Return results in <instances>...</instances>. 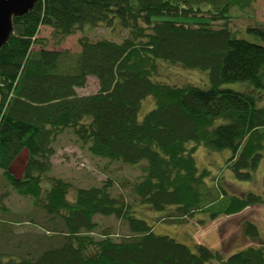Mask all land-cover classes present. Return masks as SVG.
<instances>
[{
	"label": "trees",
	"instance_id": "obj_1",
	"mask_svg": "<svg viewBox=\"0 0 264 264\" xmlns=\"http://www.w3.org/2000/svg\"><path fill=\"white\" fill-rule=\"evenodd\" d=\"M257 1L39 0L14 18L0 52V264H264V239L252 220L243 221L244 234L260 244L225 257L222 235L218 250L197 239L191 248L157 235L136 213L146 205L160 217L156 224L193 223L196 234L220 218L264 209V194L229 193L222 182L234 179L212 177L195 157L201 147L229 150L226 169L256 183L264 159V25L256 21ZM234 19L253 22L246 36L233 30ZM99 27L113 38L91 36ZM43 28L52 30L50 40L40 36ZM78 33L80 52L55 49ZM163 64L209 72L210 86L160 82ZM91 77L98 92L81 96ZM231 84L244 86L225 87ZM151 97L156 107L140 121ZM67 130L94 157L146 162L141 176L122 183L121 194L111 178L77 189L50 176L55 144ZM21 156L26 162L17 178L12 166ZM12 194L30 199L32 211L12 210ZM99 217L118 220L122 234L97 236ZM18 223L41 232L15 258L3 249Z\"/></svg>",
	"mask_w": 264,
	"mask_h": 264
},
{
	"label": "rangeland",
	"instance_id": "obj_2",
	"mask_svg": "<svg viewBox=\"0 0 264 264\" xmlns=\"http://www.w3.org/2000/svg\"><path fill=\"white\" fill-rule=\"evenodd\" d=\"M254 11L256 12V21L264 25V0H258ZM234 19L231 23V27L235 32L240 33V35L246 36V28L248 25L253 24L251 20ZM52 30L50 28H43L40 36L47 40H50ZM91 36L94 38H113V34L106 28L99 27L91 32ZM82 37L81 33H78L75 36L69 37L66 41L59 47L55 48L56 50H69L74 53L81 51L79 46V39ZM114 41H119L118 36L113 39ZM54 43L51 41L50 48H54ZM197 71V72H196ZM161 77L158 81L167 83L170 85H185L194 84L202 88H208L210 86L209 82V72H204L200 70L189 71L180 66H174L169 64H163L161 70ZM243 84H231L226 85V88L242 91ZM99 90V84L97 80L91 77L88 81L87 86L84 89L78 90V94L91 95L97 93ZM156 107L154 98H147L143 101L141 109L139 111V120L142 121L145 116L150 113ZM57 154L53 158V171L50 176L61 178L68 183L73 185V188H90L94 186H100L105 181L112 179L115 188L114 192L116 194H121V192H126L127 190L122 188V183L133 182L139 178L142 174V166L146 163L143 162L137 166L126 165L120 162H109L107 160H102L100 158L94 157L88 150V147L80 143L73 132L70 130L64 131L58 138V141L55 144ZM201 155L204 156L203 163H200ZM197 162L201 165L204 164V168H199L201 170H208L211 172L212 177H217L218 175L225 173L226 176L231 177L234 181L222 182L229 193L239 192H256L264 194V159L261 164L260 170L255 173L254 177L256 180L254 182H240L236 180L232 173L226 169V163L232 157V153L229 150L222 152H209L206 148L201 147L199 153L195 155ZM26 158L21 156L12 166L14 175L17 178H22L24 164ZM206 162V163H205ZM147 164V163H146ZM2 171L0 170V175ZM228 179V178H226ZM223 180V179H222ZM259 182V184H258ZM238 187V190L234 186ZM17 194H12L10 201L7 202V205L12 208L18 214H26L27 212L32 211V204L30 199L18 197ZM136 213L139 217L145 218V220L151 225L154 226V232L159 236H169L180 243H183L191 248H194L195 239L198 242H201L205 246H208L215 250H221L223 256L228 257L236 253V251H241L250 246H256L260 242L249 240L244 234L243 221L245 219L252 220L257 227L259 228L262 239H264V209L258 211L248 210L245 213H242L238 216L233 217H223L214 224H210L208 228H200L199 232L195 234V224H186V225H173L169 223H163L158 225L154 220L158 221V214H155L150 207L146 205H137ZM158 217V218H157ZM99 223V229L97 231V236H101L103 232H112L113 234L121 235V223L118 220L113 218H97ZM220 228V231L218 229ZM12 242L14 246L18 245L19 249L25 248L33 242L35 236L41 232V229L31 226L28 223H18V226L12 227ZM218 228V229H217ZM184 229V231H180ZM39 232V233H38ZM173 232V235H172ZM221 233V234H220ZM222 235L221 246L216 248L221 240L220 236ZM195 241V242H194ZM37 243H34L36 245ZM193 245V246H192ZM6 254L10 252L12 254H17L21 256L22 252H18L15 247L7 246L6 249H3ZM23 251V250H21Z\"/></svg>",
	"mask_w": 264,
	"mask_h": 264
},
{
	"label": "water",
	"instance_id": "obj_3",
	"mask_svg": "<svg viewBox=\"0 0 264 264\" xmlns=\"http://www.w3.org/2000/svg\"><path fill=\"white\" fill-rule=\"evenodd\" d=\"M38 2L39 0H0V52L14 33V18L28 14ZM1 100L0 94V106Z\"/></svg>",
	"mask_w": 264,
	"mask_h": 264
},
{
	"label": "crops",
	"instance_id": "obj_4",
	"mask_svg": "<svg viewBox=\"0 0 264 264\" xmlns=\"http://www.w3.org/2000/svg\"><path fill=\"white\" fill-rule=\"evenodd\" d=\"M250 209H252V208H250ZM250 209H248V210H250ZM11 246L15 247L16 250L19 248L18 245L14 246L13 242H11ZM15 258H18V255H15Z\"/></svg>",
	"mask_w": 264,
	"mask_h": 264
}]
</instances>
